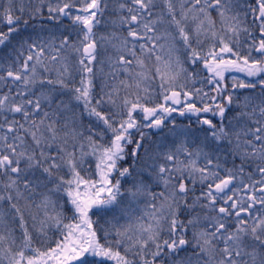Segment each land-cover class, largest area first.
<instances>
[{
  "label": "snow or ice",
  "instance_id": "snow-or-ice-1",
  "mask_svg": "<svg viewBox=\"0 0 264 264\" xmlns=\"http://www.w3.org/2000/svg\"><path fill=\"white\" fill-rule=\"evenodd\" d=\"M0 264H264V0H0Z\"/></svg>",
  "mask_w": 264,
  "mask_h": 264
}]
</instances>
